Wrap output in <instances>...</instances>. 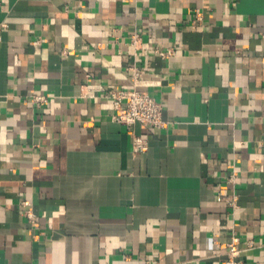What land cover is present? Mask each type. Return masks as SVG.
Returning a JSON list of instances; mask_svg holds the SVG:
<instances>
[{"label": "crops", "instance_id": "obj_1", "mask_svg": "<svg viewBox=\"0 0 264 264\" xmlns=\"http://www.w3.org/2000/svg\"><path fill=\"white\" fill-rule=\"evenodd\" d=\"M132 63L163 127L111 117ZM233 235L264 264V0H0V264H224Z\"/></svg>", "mask_w": 264, "mask_h": 264}, {"label": "built area", "instance_id": "obj_2", "mask_svg": "<svg viewBox=\"0 0 264 264\" xmlns=\"http://www.w3.org/2000/svg\"><path fill=\"white\" fill-rule=\"evenodd\" d=\"M197 13V19H200ZM140 40L139 34L135 33L131 37V43L136 48ZM164 56V52H159ZM127 69L132 72L134 79V88L121 89L117 88L111 90L106 96L111 100L112 112L111 117L116 122L122 123L126 126H133L140 124L143 126H151L160 128L165 125L163 120V107L149 92L139 88L141 85L142 70L132 63L127 66ZM37 101H46V96H34ZM133 148L134 151H144L147 149L146 141L141 137L135 135L133 131ZM234 174L230 176V181L234 182ZM223 199L229 206L236 207L237 195L223 196ZM29 219H33V213H27ZM255 243L250 240L246 246H242L240 238L233 235L230 241L226 244L225 248V261L224 264H243L242 253L250 248H253Z\"/></svg>", "mask_w": 264, "mask_h": 264}]
</instances>
